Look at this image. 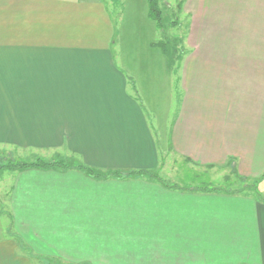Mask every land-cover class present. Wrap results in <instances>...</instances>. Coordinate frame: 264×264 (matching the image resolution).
Masks as SVG:
<instances>
[{"label": "crops", "instance_id": "1", "mask_svg": "<svg viewBox=\"0 0 264 264\" xmlns=\"http://www.w3.org/2000/svg\"><path fill=\"white\" fill-rule=\"evenodd\" d=\"M179 2L185 53L165 117L134 68L147 63L117 57L101 0H0V162L44 155L167 180L161 117L175 156L264 177V0ZM4 213L0 264H264V201L250 193L5 170L0 225Z\"/></svg>", "mask_w": 264, "mask_h": 264}, {"label": "rangeland", "instance_id": "2", "mask_svg": "<svg viewBox=\"0 0 264 264\" xmlns=\"http://www.w3.org/2000/svg\"><path fill=\"white\" fill-rule=\"evenodd\" d=\"M106 7L113 22V41L115 51L121 61L124 54L131 56L127 60L134 64L147 63L146 66L138 65V74L143 78L146 73L148 82V95L152 100L155 110L159 109L167 114L173 113L178 106L179 96V64L185 49L183 44L186 37V16L182 14L183 4L179 0H159L163 9L164 25L156 26L155 21L148 16L149 7L146 0H101ZM179 4L181 7H179ZM185 17V18H184ZM155 43V47H150ZM161 45V46H158ZM121 52V53H120ZM126 57V56H125ZM131 76L136 75L131 73ZM147 97V98H149ZM148 104L149 101H147ZM163 120L160 117L159 129L161 148L164 150L165 170L168 182L177 184L180 188H200L202 186H215L228 189L232 193H242L244 181L237 178L232 170H210L195 167L187 160L175 156L168 150V130L161 127ZM44 155L22 157L17 153L5 157L1 164L8 162H32ZM69 161H74L69 159ZM5 180H10L13 172H5ZM154 174L155 171L153 172ZM228 178L229 181L226 180ZM142 179V178H140ZM148 181L150 179L146 178ZM260 185V184H259ZM264 187V186H263ZM261 189V190H260ZM261 196L264 197L263 188L260 187ZM245 192V191H244ZM248 192V191H247ZM250 193V192H249ZM252 194V193H250ZM255 194V193H254ZM3 222L0 225V235L9 236L12 230L11 214L4 213ZM9 229V231H8Z\"/></svg>", "mask_w": 264, "mask_h": 264}, {"label": "trees", "instance_id": "3", "mask_svg": "<svg viewBox=\"0 0 264 264\" xmlns=\"http://www.w3.org/2000/svg\"><path fill=\"white\" fill-rule=\"evenodd\" d=\"M147 1V6L149 7L148 10V16L153 22L155 21L156 26L158 28H161L164 25V14H163V9L160 6V1L159 0H146ZM179 7L181 5L179 4ZM158 46H161L158 44ZM70 168H76L79 170L84 171L88 176H90L93 179L97 180H104V179H110V178H115V179H126L128 177H150L151 179L157 181L158 183L167 186V187H174L178 188L179 186L177 184H172L168 182L167 180L163 179L157 174H154L151 171L147 170H140V171H131L128 173L122 172V171H108V172H102L99 170H96L92 167L85 166L84 164L78 163L76 161H68L64 159H57L54 161H49L45 159H37L34 162H8L7 164H1L0 165V172L1 171H19V170H27V169H41V170H51V169H70ZM238 179L244 181L246 183L245 185L243 184V188H246L244 191L241 190L239 192L242 193H252L256 197L261 198L263 201L264 199L261 196V193L259 191V184L263 180L264 177L261 178H255V179H249V178H243L239 175H236ZM227 181L228 178H226ZM201 191L203 192H226L229 193L230 191L228 189H222L220 187H215V186H202L200 187ZM248 191V192H247ZM61 264V263H58Z\"/></svg>", "mask_w": 264, "mask_h": 264}]
</instances>
